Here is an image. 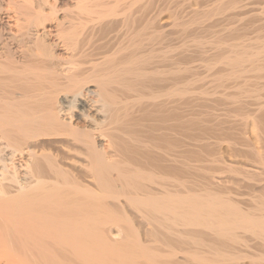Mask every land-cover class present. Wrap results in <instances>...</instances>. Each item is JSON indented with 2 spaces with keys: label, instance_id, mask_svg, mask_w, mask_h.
Masks as SVG:
<instances>
[{
  "label": "bare ground",
  "instance_id": "6f19581e",
  "mask_svg": "<svg viewBox=\"0 0 264 264\" xmlns=\"http://www.w3.org/2000/svg\"><path fill=\"white\" fill-rule=\"evenodd\" d=\"M0 264H264V0H0Z\"/></svg>",
  "mask_w": 264,
  "mask_h": 264
},
{
  "label": "rangeland",
  "instance_id": "374dc122",
  "mask_svg": "<svg viewBox=\"0 0 264 264\" xmlns=\"http://www.w3.org/2000/svg\"><path fill=\"white\" fill-rule=\"evenodd\" d=\"M250 34H251V33H250ZM250 34H249V36H252V34H251V35H250ZM253 34H254V33H253ZM254 35H255V34H254ZM254 35H253V36H254Z\"/></svg>",
  "mask_w": 264,
  "mask_h": 264
}]
</instances>
